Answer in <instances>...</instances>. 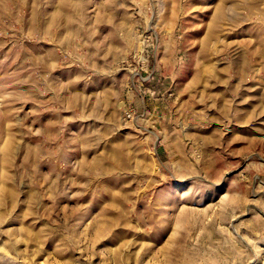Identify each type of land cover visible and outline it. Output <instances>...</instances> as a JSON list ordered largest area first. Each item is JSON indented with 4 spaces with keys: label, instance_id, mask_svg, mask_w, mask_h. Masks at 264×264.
<instances>
[{
    "label": "rangeland",
    "instance_id": "obj_1",
    "mask_svg": "<svg viewBox=\"0 0 264 264\" xmlns=\"http://www.w3.org/2000/svg\"><path fill=\"white\" fill-rule=\"evenodd\" d=\"M0 264H264V0H0Z\"/></svg>",
    "mask_w": 264,
    "mask_h": 264
}]
</instances>
